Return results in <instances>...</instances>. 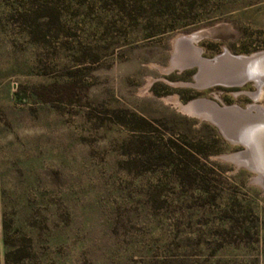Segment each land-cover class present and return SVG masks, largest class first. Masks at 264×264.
Instances as JSON below:
<instances>
[{"label":"rangeland","instance_id":"rangeland-1","mask_svg":"<svg viewBox=\"0 0 264 264\" xmlns=\"http://www.w3.org/2000/svg\"><path fill=\"white\" fill-rule=\"evenodd\" d=\"M202 30L264 51V0H0V264H264L245 147L172 100L264 115L253 81L185 85Z\"/></svg>","mask_w":264,"mask_h":264},{"label":"water","instance_id":"water-1","mask_svg":"<svg viewBox=\"0 0 264 264\" xmlns=\"http://www.w3.org/2000/svg\"><path fill=\"white\" fill-rule=\"evenodd\" d=\"M198 53L199 56L195 63L198 70L194 76V83L185 85L198 89L215 85L238 87L246 82L253 81L259 89L264 86V51L250 55L234 56L225 50L223 54L227 53L230 58L227 61L223 60V54L212 59H206L201 57L202 50L200 48ZM198 116L204 117L202 115ZM209 120L222 131L217 122ZM242 120L244 122L239 123L242 124L240 128L233 129L234 127L229 126V129H231L230 134L222 132L231 142L242 144L245 150L224 157L233 158L241 154L244 155L246 157L244 160L245 165L257 173V179L264 185V120L257 119L259 121H253L249 118Z\"/></svg>","mask_w":264,"mask_h":264},{"label":"bare ground","instance_id":"bare-ground-1","mask_svg":"<svg viewBox=\"0 0 264 264\" xmlns=\"http://www.w3.org/2000/svg\"><path fill=\"white\" fill-rule=\"evenodd\" d=\"M210 35H211V32L202 30V31L194 32V33L187 35V36H178L176 38V40L174 41V45H175L174 48H177L179 46L177 50L181 51V53H183V54L189 53L188 56H190L191 54L193 55V54H195L196 51H198V48H197L195 43L202 38L209 37ZM175 51H176V49H175ZM228 58H229V56L227 55V53L223 54V60L227 61ZM182 59L184 60L185 63H190V62L192 63L193 62L195 64L197 61V59L192 61L190 59H187L186 57H181V60ZM178 65H180V64H178ZM182 66H184V65H182ZM209 87H211V86L203 87V88H209ZM172 100H175L176 104H178L179 108L182 110H185V111L192 113V114H195V115H202L208 119L213 120L214 122H217V124L220 125L222 131H224L227 134L228 133L230 134L231 129H229V126H227L229 123H226L225 120L222 119L223 114L221 115V112H224V114H226V112L232 113L233 117L238 121V122H234L237 125L233 129H235L236 127L240 128L242 126V124H239V123L244 122L242 119L245 120V119L249 118V120H253V121H259L257 119H260V120L263 119L264 120L263 113L257 111V113L254 114L252 112L251 107H249V109L245 111V110H240V109L235 108V107L217 108L212 102L210 103V102H208V100H205V99H198V100H195V101L188 103L187 105H183L182 103H180L178 101V99H176L174 97L172 98ZM243 159H246V157Z\"/></svg>","mask_w":264,"mask_h":264},{"label":"trees","instance_id":"trees-1","mask_svg":"<svg viewBox=\"0 0 264 264\" xmlns=\"http://www.w3.org/2000/svg\"><path fill=\"white\" fill-rule=\"evenodd\" d=\"M5 242L7 244V241H5ZM9 253H11V251L10 252L9 251L6 252V263H7V257L9 256Z\"/></svg>","mask_w":264,"mask_h":264},{"label":"flooded vegetation","instance_id":"flooded-vegetation-1","mask_svg":"<svg viewBox=\"0 0 264 264\" xmlns=\"http://www.w3.org/2000/svg\"><path fill=\"white\" fill-rule=\"evenodd\" d=\"M197 46V45H196Z\"/></svg>","mask_w":264,"mask_h":264}]
</instances>
